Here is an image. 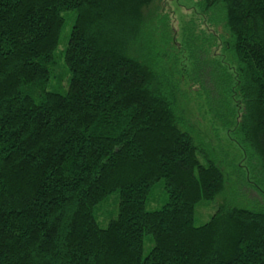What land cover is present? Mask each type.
<instances>
[{
  "label": "trees",
  "instance_id": "1",
  "mask_svg": "<svg viewBox=\"0 0 264 264\" xmlns=\"http://www.w3.org/2000/svg\"><path fill=\"white\" fill-rule=\"evenodd\" d=\"M154 2L0 0V264H264V0H194L176 53ZM184 83L256 209L196 143Z\"/></svg>",
  "mask_w": 264,
  "mask_h": 264
},
{
  "label": "rangeland",
  "instance_id": "2",
  "mask_svg": "<svg viewBox=\"0 0 264 264\" xmlns=\"http://www.w3.org/2000/svg\"><path fill=\"white\" fill-rule=\"evenodd\" d=\"M193 5H195L194 0H155V2L145 10V15L152 28L150 29L154 41L162 47L166 46L169 53H176V49L180 48L178 38L182 36H180V34H182V27L190 24L192 15L191 8ZM187 8L190 10H187ZM71 27L72 23H69L62 35V48L67 44ZM196 27L197 30L200 29L199 22L196 23ZM193 34L194 37H197L196 31H194ZM185 62L184 60V63ZM184 63L183 65L185 66ZM194 64L195 63H192V69H195ZM176 74L177 76L180 75L179 70ZM189 87L190 85L185 86V83L183 87H181L182 94L186 96V98H182L180 101L186 117L193 128V136L195 137L196 143L205 148L210 157L213 160L216 158L224 168L229 178V184L227 185L228 197L233 195V193L231 194L232 190L235 193L234 198H230L233 205L240 208L256 209L257 199H253L249 196L244 187H241V184L238 183L239 180L236 176V169L239 165L246 167L245 162L241 161L243 159V152L240 150L237 143L230 138V131L228 129L213 128L208 122L209 120L205 115L206 109L204 105L200 100H196L195 94L193 93L194 89L197 90L200 86L196 85L193 88ZM236 183H238V186L235 185ZM156 193L159 195L161 201L157 202V204L149 203L148 208L151 210L161 208L163 202H165L164 200H166V195L163 190L158 189ZM221 202H223V198L215 202L199 205L195 219L196 226L204 225ZM149 249L150 243L147 242L146 253Z\"/></svg>",
  "mask_w": 264,
  "mask_h": 264
}]
</instances>
